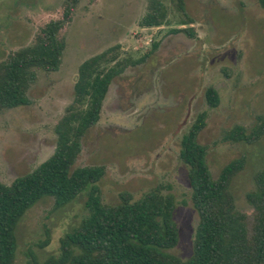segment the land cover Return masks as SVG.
Instances as JSON below:
<instances>
[{
	"label": "rangeland",
	"instance_id": "374dc122",
	"mask_svg": "<svg viewBox=\"0 0 264 264\" xmlns=\"http://www.w3.org/2000/svg\"><path fill=\"white\" fill-rule=\"evenodd\" d=\"M69 0H0V62L31 46L40 30L60 20ZM167 10L160 27L144 28L153 0H81L61 31L66 48L58 71H37L28 92L30 104L0 113V181L10 185L50 158L55 128L74 99L81 64L119 47L118 60L132 65L111 83L99 123L82 142L74 166L102 165L99 183L105 204L122 192L135 199L160 187L176 199L179 243L169 253L181 260L193 255L199 216L191 201L188 167L179 160L182 136L196 117L208 112L199 143L208 148L214 178L233 160L245 157V169L233 183L238 210L251 215L246 196L264 169V136L255 144L224 140L235 126L250 131L264 121V11L258 0H184L192 25L177 0H159ZM193 27L196 37L175 34ZM155 44L158 48L153 50ZM218 91L220 105L209 109L205 93ZM87 194L62 209L52 198L32 208L17 228L15 264L27 253L40 261L58 256L60 241L88 215ZM49 235V244L39 248Z\"/></svg>",
	"mask_w": 264,
	"mask_h": 264
},
{
	"label": "trees",
	"instance_id": "16d2710c",
	"mask_svg": "<svg viewBox=\"0 0 264 264\" xmlns=\"http://www.w3.org/2000/svg\"><path fill=\"white\" fill-rule=\"evenodd\" d=\"M80 1L69 0L60 20L45 25L31 46L12 52L0 62V113L30 104L28 92L37 80V71L59 70L66 48L60 33L72 21ZM177 1L187 18L181 25H192L184 0ZM258 3L264 11V0ZM151 8L140 22L144 28L160 27L167 18L166 7L159 0H153ZM172 32L196 37L193 27ZM158 46L155 44L153 50ZM119 51L115 47L81 64L74 99L55 128L53 155L10 185L0 181V264H15L18 225L39 202L52 198L55 208L62 209L83 194L88 197V215L61 239L59 255L40 261L29 251L27 264H264V169L255 175V190L246 196L252 214L238 210L232 183L245 169L246 159L233 160L214 178L208 148L199 143L207 126V111L200 113L182 136L179 152L180 162L188 167L191 201L199 216L193 255L188 260L169 253L179 243L174 219L177 204L172 194L160 187L139 199L122 192L118 203L105 204L99 183L106 167L74 169L83 139L100 121L111 83L128 65H138L147 58L130 63L118 60ZM205 96L209 109L219 107L216 89L208 88ZM263 136L264 121L250 131L235 126L225 133L224 140L252 145ZM47 236L39 248L49 244Z\"/></svg>",
	"mask_w": 264,
	"mask_h": 264
}]
</instances>
